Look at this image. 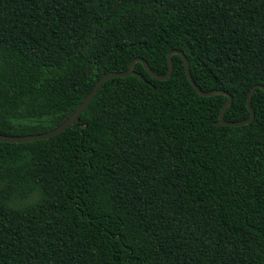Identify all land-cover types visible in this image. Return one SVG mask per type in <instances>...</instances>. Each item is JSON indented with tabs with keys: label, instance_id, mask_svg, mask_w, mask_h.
<instances>
[{
	"label": "trees",
	"instance_id": "1",
	"mask_svg": "<svg viewBox=\"0 0 264 264\" xmlns=\"http://www.w3.org/2000/svg\"><path fill=\"white\" fill-rule=\"evenodd\" d=\"M180 51L222 119L264 86V0H0V135L61 124L106 73ZM72 127L0 142V264H264V93L216 126L178 55Z\"/></svg>",
	"mask_w": 264,
	"mask_h": 264
},
{
	"label": "water",
	"instance_id": "2",
	"mask_svg": "<svg viewBox=\"0 0 264 264\" xmlns=\"http://www.w3.org/2000/svg\"><path fill=\"white\" fill-rule=\"evenodd\" d=\"M172 54L178 55L183 63V69H184V74L186 77V80L188 81V83L191 85V87L194 89V91L202 97H208L211 95H216V94H220L226 97V101L222 104V106L220 107L219 113H218V117H217V121L214 123V125L216 126H229V127H233V126H240V125H244L249 123L252 120V111L250 109V105H249V100H250V96L251 93L253 91L254 88H258L260 90L263 91L264 93V86L262 85H254L253 87H251V89L249 90V92L246 95L245 98V106L246 109L248 111V117L244 120L241 121H237V122H225L222 119V114L225 110V108L229 105L230 103V97L227 93L220 91V90H210V91H200L193 83L189 72H188V65H187V60L186 58L183 56V54L178 51V50H171L167 53L166 55V62H167V70L166 73L162 76H158L153 74L149 68L147 67L146 63L140 59V58H135L133 59L129 65L127 66L126 70L123 72H118V73H106L102 76H100L96 82L93 84L92 88L90 89V91L85 95V97L81 100V102L77 105V107L74 109V111L61 123L59 124L57 127H55L54 129H51L47 132L44 133H40V134H33V135H23V136H4V135H0V142H4V143H25V142H30V141H35V140H44V139H48L51 138L59 133H61L62 131H64L66 128L68 127H72L74 125V123L77 122L78 120V116L79 114L82 112V110L85 108V106L88 104V102L91 100V98L93 97V95L95 94V92L97 91L98 87L100 86V84L106 80L109 79H113V78H123L129 75H136L138 76L133 70V64L135 62H139L143 69L149 74V76L157 81H162L167 79L172 71V66H171V62H170V56ZM140 77V76H138Z\"/></svg>",
	"mask_w": 264,
	"mask_h": 264
}]
</instances>
